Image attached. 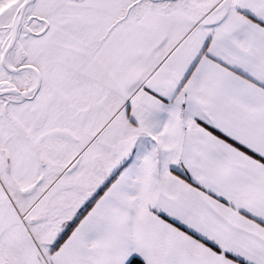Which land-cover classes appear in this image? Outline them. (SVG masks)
<instances>
[{
    "label": "snow or ice",
    "instance_id": "1",
    "mask_svg": "<svg viewBox=\"0 0 264 264\" xmlns=\"http://www.w3.org/2000/svg\"><path fill=\"white\" fill-rule=\"evenodd\" d=\"M0 264H264V0H0Z\"/></svg>",
    "mask_w": 264,
    "mask_h": 264
}]
</instances>
